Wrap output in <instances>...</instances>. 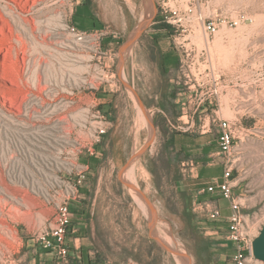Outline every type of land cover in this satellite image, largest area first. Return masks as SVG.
<instances>
[{
	"label": "rangeland",
	"instance_id": "obj_1",
	"mask_svg": "<svg viewBox=\"0 0 264 264\" xmlns=\"http://www.w3.org/2000/svg\"><path fill=\"white\" fill-rule=\"evenodd\" d=\"M43 5L20 13L19 24L0 34V264L39 257L33 233L50 212L30 195L32 211L18 209L24 191L15 181L16 156L7 148L8 133L18 128V107L28 93L89 103L92 92L81 86L78 72L87 58L72 61L62 42L72 28L103 24L122 34L116 83L93 93L111 125L96 153L82 157L89 173L71 203L70 256L61 264L227 261L233 250L224 239L227 220H209L193 206L204 199L224 202L222 209L228 203L216 192L200 195L194 160L218 150L217 127H203L208 116L245 128L233 192L244 213L253 214L257 236L264 226V0H69L60 21L42 12ZM174 135L178 145L170 149ZM208 171L221 176L216 162ZM127 183L150 201L153 223ZM4 222L15 231L12 239L4 235Z\"/></svg>",
	"mask_w": 264,
	"mask_h": 264
},
{
	"label": "built area",
	"instance_id": "obj_2",
	"mask_svg": "<svg viewBox=\"0 0 264 264\" xmlns=\"http://www.w3.org/2000/svg\"><path fill=\"white\" fill-rule=\"evenodd\" d=\"M122 34L111 24H103L95 30L81 31L72 28L64 37L66 54L74 62L85 57L84 69L79 65V83L89 93V103L77 106L74 100L54 97L47 101L46 93H28L18 107V128L8 134L7 148L18 162V209L32 211L27 195L39 199L50 209L42 214L43 222L34 231L41 257L51 256L56 264L65 263L70 256V226L73 219L71 203L80 196V189L89 173V165L82 159L96 153V147L111 125L97 108L94 94L102 87L116 83L114 61L119 55L118 46ZM63 47V46H61ZM85 55V56H83ZM83 70V71H82ZM14 118V116H12ZM217 127L216 153L210 155L209 163L221 167V176L207 182L199 190L200 195L218 193L228 203L229 213L225 238L233 245L229 259L222 264H261L252 253L254 233L253 214L244 213L240 196L233 192L238 177L234 172L240 167L238 144L245 128L227 119L208 116L207 125ZM77 129V131H76ZM193 210L208 218L223 217L222 207L216 200L204 199L194 202ZM8 239L15 231L4 222L1 224ZM18 239H21L18 232ZM78 240L74 238V242ZM36 250V249H35ZM27 264H46L42 259Z\"/></svg>",
	"mask_w": 264,
	"mask_h": 264
},
{
	"label": "bare ground",
	"instance_id": "obj_3",
	"mask_svg": "<svg viewBox=\"0 0 264 264\" xmlns=\"http://www.w3.org/2000/svg\"><path fill=\"white\" fill-rule=\"evenodd\" d=\"M41 1L44 3L41 11H45L50 14V16L55 17L58 19L57 21L62 19L65 5L69 2V0H0V34L5 36L6 28L11 32V29L19 22V19L22 18L21 14L30 13L32 8L39 2L41 3ZM57 26L63 27V24L58 23L56 27ZM0 77L5 78L3 74H0ZM2 97L8 98L9 100V97H7L5 93H2Z\"/></svg>",
	"mask_w": 264,
	"mask_h": 264
},
{
	"label": "crops",
	"instance_id": "obj_4",
	"mask_svg": "<svg viewBox=\"0 0 264 264\" xmlns=\"http://www.w3.org/2000/svg\"><path fill=\"white\" fill-rule=\"evenodd\" d=\"M177 138H178V135H175V137H174V143H175V145H178V140H177ZM196 160H194L195 161V163H196V166L194 167V168H196V170H197V173H198V175H197V181L195 182V185L196 186H198V185H204V184H206L207 182H209V181H212L213 179H219V178H215L214 176H211V171H208V166H212L210 163H209V157L207 158V159H203V158H199V157H197V158H195ZM202 162H205V163H203L202 164ZM199 174H201V176L199 177ZM204 179V180H203ZM206 179H208V180H206ZM199 180H200V182H199ZM204 183V184H203ZM219 203H220V205L222 206V205H224V202L222 203V201H220L219 200ZM227 203V202H226ZM222 213H223V218H225L226 219V217H227V215H228V213H229V209H228V206H226V207H224L223 209H222ZM219 237H221V236H219ZM39 259H42V257L39 255V257L38 256H36V260H39ZM47 260V261H46ZM45 263L46 264H52L53 263V261H52V258L51 257H47V259L45 258ZM81 264H85V261L84 260H82V262H80Z\"/></svg>",
	"mask_w": 264,
	"mask_h": 264
},
{
	"label": "water",
	"instance_id": "obj_5",
	"mask_svg": "<svg viewBox=\"0 0 264 264\" xmlns=\"http://www.w3.org/2000/svg\"><path fill=\"white\" fill-rule=\"evenodd\" d=\"M140 28H141V25L137 31V35L140 33ZM127 185L132 187L138 193V195L143 199V201H145V203L147 204L150 210L151 223H153L155 217H154V210L151 206L150 201L144 196V194L138 188L131 186L129 183H127ZM252 253H253L254 258L260 260L261 264H264V226L261 228L259 234L255 236L254 239L252 240ZM178 255H182V254H178ZM186 264H189V263H186Z\"/></svg>",
	"mask_w": 264,
	"mask_h": 264
},
{
	"label": "trees",
	"instance_id": "obj_6",
	"mask_svg": "<svg viewBox=\"0 0 264 264\" xmlns=\"http://www.w3.org/2000/svg\"><path fill=\"white\" fill-rule=\"evenodd\" d=\"M163 67V66H162ZM174 137H175V135H174ZM174 137L172 138V141H174ZM173 145H175L174 143H172V146L170 147V149H173ZM174 151H177L176 149H174Z\"/></svg>",
	"mask_w": 264,
	"mask_h": 264
}]
</instances>
